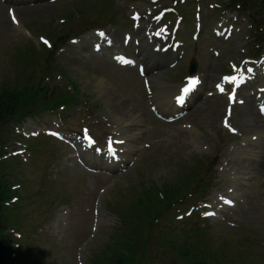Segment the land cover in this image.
I'll use <instances>...</instances> for the list:
<instances>
[{
	"label": "rangeland",
	"instance_id": "rangeland-1",
	"mask_svg": "<svg viewBox=\"0 0 264 264\" xmlns=\"http://www.w3.org/2000/svg\"><path fill=\"white\" fill-rule=\"evenodd\" d=\"M212 1L199 0L203 15L208 17L212 15L213 11L209 10V4ZM78 2H83L84 6L90 8L95 6L97 9L106 5V15L114 6L117 12L115 21L118 26L105 28V32H108L114 39L112 49L94 53L92 48L95 38L82 39L83 37H81L79 43L73 46L69 45L66 52L62 53L59 58L64 77L74 81L80 91L90 96V103L96 105L94 113L82 117L80 115L77 122L74 120L71 125L72 129H78L81 123L88 124L92 127L91 131L96 138L103 142V137L110 130L109 127H116L118 119L126 122L128 120L134 122L135 120L137 123L134 124L138 127L136 136L139 135L140 137L136 142L131 140L129 149L132 150L136 146L138 150L131 157L133 165L125 173L118 176H108L103 172L91 174L84 171L78 164H75L74 159L61 155V148L52 151L49 144L45 146L44 151L47 152L42 156L35 155L37 158L26 159L22 164L20 170L24 186L28 188L27 186L39 183V191H41L43 186L48 184L52 192L47 196L51 197V200L55 194H60L83 213L92 214L94 211L96 215L91 216L92 226L84 229V234L88 235L92 229L93 238L90 236L88 238L93 241L91 245L97 247L103 240L102 236H104L102 232L99 235V231L110 227L113 220V216L102 208L103 197L112 200L119 199L120 194L142 182L148 185L155 183L158 186L176 183L195 160L218 155L214 193L211 195V199L214 198V194L224 192L233 184L231 181H235L237 177L248 178L244 184L250 185L251 188L243 190L242 193H237L240 195L243 204H239L237 213H232V215L235 222L238 223L239 229L234 233L233 229L237 226H227L226 222L230 223L233 218L227 217L223 223L216 221V224L209 228L214 235L211 237L212 243L215 242L216 244L213 245L220 247L222 242H226L229 249L245 244L249 249L248 257L251 259L249 264H256V256L258 255L256 248L258 247L252 241L256 235L264 239V220L260 208L264 200L259 195L263 192V168H261L263 164L250 156L251 148H244L238 143H233L231 139L234 137L226 133L221 127V110L215 112L214 108H208L207 104L202 101L187 112L186 119L184 117L172 124L159 121L151 116L148 98L137 74L131 69L124 70L113 64L111 61L113 53L118 49L125 50L122 46L123 30L121 27L130 28L128 22L129 9L135 4L149 8V0H77L76 2L58 0L51 5L43 4L20 11L19 14L25 20L38 17L40 23H46L50 26L52 22L58 30L62 29L58 21L64 18L65 11L68 13L69 5L76 12L77 8L82 7L77 4ZM162 2L166 3L164 0ZM74 3L76 4L72 5ZM182 6H185L190 21L194 24L193 5L183 4ZM67 21L68 23L71 22L70 14H68ZM7 25L5 9H2L0 10V43L5 41L4 33ZM209 38L208 30H206L204 37L197 44L186 42L185 47L188 49H186L185 56L177 69L168 72L163 69L153 74L155 77L163 76V81L169 85L163 86V91L175 88L176 77L182 78L186 74L188 62L195 54H199L200 59L197 58L199 61L201 60L198 72L205 74L206 71L218 70L225 51L231 53L230 59H234L236 55L241 53L240 39L233 37L231 48L216 45L214 49L221 51V55L220 58L213 57L208 51V48L212 46V44H208ZM24 40L22 39L21 42ZM128 45L125 51L131 53L133 46L131 42ZM228 58L229 56L226 55L225 59ZM2 81L3 76L0 73V83ZM244 93L245 91L242 92V94ZM187 124L190 126L186 127ZM231 126L237 128L238 131H242L243 128L244 131L242 132L247 133V135H253L256 132L252 129V124L244 118L240 119V116L233 119ZM131 134L132 132L129 133V135ZM78 145L80 144L78 143ZM40 149L43 150V147L41 146ZM219 150L220 152L217 154ZM52 155H58V157L50 159ZM83 213L71 210L67 218L71 219L73 224L85 227L89 216ZM32 215L33 211L29 215L30 219H32ZM81 239L82 237L78 239L77 243ZM22 241L30 245L31 255L44 264L46 262L47 264H56L55 262L65 260V256L75 251V249L66 248L57 256L54 254L48 256V245L35 239L33 233L24 235ZM261 245H264V241Z\"/></svg>",
	"mask_w": 264,
	"mask_h": 264
},
{
	"label": "bare ground",
	"instance_id": "bare-ground-1",
	"mask_svg": "<svg viewBox=\"0 0 264 264\" xmlns=\"http://www.w3.org/2000/svg\"><path fill=\"white\" fill-rule=\"evenodd\" d=\"M141 46L143 48L141 50V55L143 56V58L146 61L147 65L150 66L151 69H153V67H156L158 65V63H161L164 60V58L162 57V59H157V62H154L151 57H148L146 55V52H147L146 50H147V47H148V43L144 39H141ZM170 93L171 92L166 93L164 98H162V99H160V100L155 102V104L158 106V108L160 110L164 111L165 109L163 108L162 105L160 106L159 102H163L164 103V102H166V100H168L170 98V96L171 97L175 96V93H173V92L171 93V95H168ZM155 96H157V94ZM172 105H173V103L171 102L170 106H172ZM247 114H248V117L250 118L251 122H253L255 125H258L259 117L252 111H249ZM128 155L129 154L126 153L124 157L126 158Z\"/></svg>",
	"mask_w": 264,
	"mask_h": 264
},
{
	"label": "snow or ice",
	"instance_id": "snow-or-ice-1",
	"mask_svg": "<svg viewBox=\"0 0 264 264\" xmlns=\"http://www.w3.org/2000/svg\"><path fill=\"white\" fill-rule=\"evenodd\" d=\"M100 35L102 36L103 33H100ZM44 43L47 44L48 41L45 40ZM225 79H232V80H235L236 78H235V77H232V78H225ZM191 83L194 85V84L196 83V81L193 80ZM217 87H220V86L218 85ZM221 90H223V89H221ZM184 91L187 92V91H189V89H188V88H185ZM180 99H182V97H181ZM230 99H231V97H230ZM226 126H227V124H226ZM233 131H235V130H233ZM54 135H55V134H54ZM109 150H110V152H111V144L109 145ZM112 154L114 155V152H113ZM227 203H231V201H227Z\"/></svg>",
	"mask_w": 264,
	"mask_h": 264
}]
</instances>
